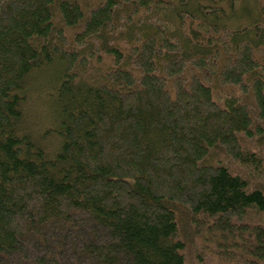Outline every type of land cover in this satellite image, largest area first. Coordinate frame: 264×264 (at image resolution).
<instances>
[{"label":"trees","instance_id":"trees-1","mask_svg":"<svg viewBox=\"0 0 264 264\" xmlns=\"http://www.w3.org/2000/svg\"><path fill=\"white\" fill-rule=\"evenodd\" d=\"M263 123L264 0H0V264H264Z\"/></svg>","mask_w":264,"mask_h":264},{"label":"rangeland","instance_id":"rangeland-1","mask_svg":"<svg viewBox=\"0 0 264 264\" xmlns=\"http://www.w3.org/2000/svg\"><path fill=\"white\" fill-rule=\"evenodd\" d=\"M262 125H264V123ZM261 141L263 142L264 138ZM262 148L264 151V143L262 144ZM221 152V150H216L215 154L218 156V160L214 161H222L224 164L229 166V168L233 169V172H240L243 177L248 178L246 176V171L242 167L232 164V160L222 155ZM249 175H251V173ZM260 182L264 184V180L262 178L260 179ZM180 228V235L185 242V249L183 253L187 264H222L218 257L214 254L216 252L214 241L207 238V233L202 232L200 235L195 232L192 233V227L190 226L186 213H183L181 217Z\"/></svg>","mask_w":264,"mask_h":264}]
</instances>
